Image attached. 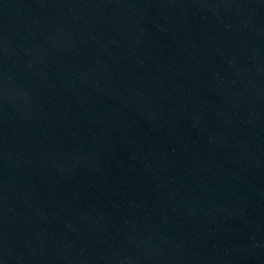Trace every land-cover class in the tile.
I'll use <instances>...</instances> for the list:
<instances>
[{
	"label": "water",
	"instance_id": "1",
	"mask_svg": "<svg viewBox=\"0 0 264 264\" xmlns=\"http://www.w3.org/2000/svg\"><path fill=\"white\" fill-rule=\"evenodd\" d=\"M0 264H264V0H0Z\"/></svg>",
	"mask_w": 264,
	"mask_h": 264
}]
</instances>
